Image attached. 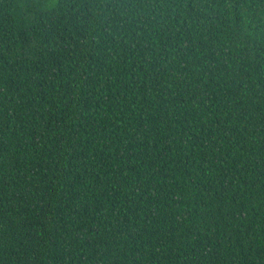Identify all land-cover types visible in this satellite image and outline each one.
Returning <instances> with one entry per match:
<instances>
[{
	"label": "trees",
	"instance_id": "16d2710c",
	"mask_svg": "<svg viewBox=\"0 0 264 264\" xmlns=\"http://www.w3.org/2000/svg\"><path fill=\"white\" fill-rule=\"evenodd\" d=\"M0 264H264V0H0Z\"/></svg>",
	"mask_w": 264,
	"mask_h": 264
}]
</instances>
